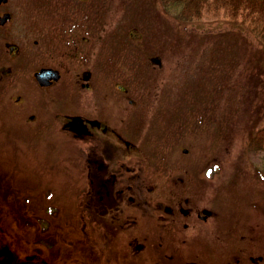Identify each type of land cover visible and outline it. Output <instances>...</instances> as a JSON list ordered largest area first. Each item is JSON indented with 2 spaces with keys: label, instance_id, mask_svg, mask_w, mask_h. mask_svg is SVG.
<instances>
[{
  "label": "rangeland",
  "instance_id": "1",
  "mask_svg": "<svg viewBox=\"0 0 264 264\" xmlns=\"http://www.w3.org/2000/svg\"><path fill=\"white\" fill-rule=\"evenodd\" d=\"M81 2L5 7L13 21L0 36V66L11 46L20 48L6 65L12 73L0 78V236H12L11 252L21 248L42 264H264L262 153L248 152L264 123V47L230 23L177 21L162 0ZM66 6L74 19L82 7L89 11L91 30L99 26L108 46L123 51L108 69L106 92H98L137 145L114 163L115 188L131 186L125 198H134L119 202L116 224L87 208L86 143L58 118L66 97L53 102L34 81L37 40L48 53ZM115 58L112 49L108 62ZM114 82L135 111L121 112L130 106H119ZM134 125L141 132L133 136ZM169 206L175 212L165 219L160 208ZM180 208L211 217L203 223Z\"/></svg>",
  "mask_w": 264,
  "mask_h": 264
},
{
  "label": "flooded vegetation",
  "instance_id": "2",
  "mask_svg": "<svg viewBox=\"0 0 264 264\" xmlns=\"http://www.w3.org/2000/svg\"><path fill=\"white\" fill-rule=\"evenodd\" d=\"M84 1L82 0L81 3H85ZM8 5H10V0L0 2V36L3 39L7 35L5 33L7 26L13 21L10 9L5 10ZM82 10L83 7L77 11V16L79 18L86 16V20L72 18L76 17V12L67 6L59 11L60 14L62 13V17L59 18L61 21L54 29V39L49 44L51 49L48 53L44 51L37 40L39 44L37 57L40 65L35 72L51 69L54 72V77L45 81L46 85H41L38 79L34 78V81L40 93L48 94L53 102H61L60 95L66 97L67 102L62 100L64 108L61 109L64 113L62 116L58 115V118L62 123V130L72 135L81 136L86 143L87 208L89 211L98 210L100 215H107L110 221L104 218V222L116 224L121 214L119 206H117L119 202H132L134 198L131 195L129 199L127 198L128 200L125 198L126 194H130L131 186L127 189L124 187L115 188L120 175H118V167L115 168L114 163L118 161V158L126 160L131 157L137 145L120 129V121L113 119L114 115L118 114L107 113L104 108L105 96H99L98 92H106L108 69L110 72L116 69L115 61L123 51L116 49L113 45L108 46L105 31L99 26L91 30V27L88 26L89 11ZM3 29L5 31H2ZM128 35L130 40L136 41L133 38L135 36L133 32H129ZM11 49L15 50L9 51V53L11 52L10 56L8 59L5 58L3 60L5 64L0 66V78H2V74L12 73V69L7 67V64L15 62L19 58V46L13 45L9 48V50ZM112 49L116 51V58L108 62ZM44 54L50 57L47 59ZM155 60L158 61L159 57ZM109 89H111V93L118 96L116 100L119 106L126 104L130 106V108H120L121 112L135 111L133 108L135 102L123 85L114 82V85ZM17 100L18 105L24 103L22 96H18ZM30 119L34 120L35 117L32 116ZM130 128L132 132L127 131L131 132L133 136L140 131L139 125L130 126ZM119 150L122 151L121 155L118 153ZM123 168L127 169V166L125 165ZM160 209L163 213L162 217L165 219L170 218L172 212H175L170 206ZM179 210L186 218L195 215L203 223H206L211 217L209 211H197L195 214H191V210L184 208ZM3 237L0 236V264H42L36 261L35 256H27V253L21 248H19L22 251L20 253L11 252V245L5 240L8 241L12 236H6V239ZM167 237H169V232ZM3 243L4 245H2ZM43 264H47V262Z\"/></svg>",
  "mask_w": 264,
  "mask_h": 264
},
{
  "label": "trees",
  "instance_id": "3",
  "mask_svg": "<svg viewBox=\"0 0 264 264\" xmlns=\"http://www.w3.org/2000/svg\"><path fill=\"white\" fill-rule=\"evenodd\" d=\"M164 9L177 21L208 19L230 23L250 33L264 47V0H162ZM260 151L258 174L264 178V123L252 135L248 152Z\"/></svg>",
  "mask_w": 264,
  "mask_h": 264
},
{
  "label": "water",
  "instance_id": "4",
  "mask_svg": "<svg viewBox=\"0 0 264 264\" xmlns=\"http://www.w3.org/2000/svg\"><path fill=\"white\" fill-rule=\"evenodd\" d=\"M1 1L5 0H0V2ZM35 76L38 78V81L41 83V85H46L47 83L45 81H48L49 79L53 78L54 74L52 70H43L41 72L36 73Z\"/></svg>",
  "mask_w": 264,
  "mask_h": 264
}]
</instances>
